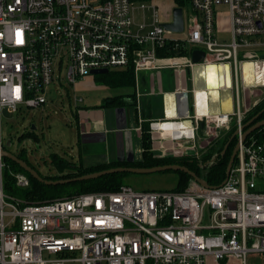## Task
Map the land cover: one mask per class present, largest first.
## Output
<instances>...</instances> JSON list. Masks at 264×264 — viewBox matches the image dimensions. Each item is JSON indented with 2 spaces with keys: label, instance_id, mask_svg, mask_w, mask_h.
Listing matches in <instances>:
<instances>
[{
  "label": "built area",
  "instance_id": "obj_1",
  "mask_svg": "<svg viewBox=\"0 0 264 264\" xmlns=\"http://www.w3.org/2000/svg\"><path fill=\"white\" fill-rule=\"evenodd\" d=\"M156 1L164 0H0V121L3 110H45L54 90L67 91L95 69H131L136 80L140 70L198 65L207 84L206 67L216 64L230 77L239 123L240 93L249 88L242 63L264 60V0H172L164 14ZM176 6L181 31L162 25L173 21ZM219 6L227 7L225 29ZM194 49L204 51L198 63ZM141 96L136 91V104ZM82 101L74 95L77 111ZM229 119V112H196L192 126L203 123L204 135H215L208 131ZM261 127L243 140L238 128L235 159L221 183L194 179L181 191L122 184L27 202L3 192L0 155V264H217L228 257L246 264L249 254H264ZM9 175L16 186H29L26 174Z\"/></svg>",
  "mask_w": 264,
  "mask_h": 264
},
{
  "label": "crops",
  "instance_id": "obj_2",
  "mask_svg": "<svg viewBox=\"0 0 264 264\" xmlns=\"http://www.w3.org/2000/svg\"><path fill=\"white\" fill-rule=\"evenodd\" d=\"M224 19L225 15L221 14L219 22L220 20L225 22ZM226 27L225 23H221V29H225ZM211 67L214 66H207L206 68L209 69ZM203 69V67L199 68L198 65H195L192 68L184 67L183 69L140 70L137 73V79L133 88H113L99 81L98 76L102 74L91 76L94 82L98 81L101 83L99 86L103 93L97 106L81 107L78 111H75V120L78 126L76 135L78 155L76 158L71 156V159L69 158L68 160L74 162L80 161L84 166L112 162L123 163L125 161H118L117 158L128 156H131L133 161L141 160L143 151L141 126L145 122L149 125L148 133L150 134L151 151L155 156H164L165 154H194L198 156L203 149L201 148L202 150L199 149L197 151L195 149L197 148L196 142L192 141L195 139V136H199L200 138L201 136L205 137V135L203 130L200 135H196L198 131L196 132V129L192 126L193 115L196 112L201 115L229 112L230 119L228 124L218 130V132L222 130V133L235 124L237 129L240 126H247L248 128L259 121L253 122L259 115L256 114L246 123L242 124V119L245 118L248 111L264 98L263 90H257L258 88H262L263 85H249L248 89L240 93L241 119L238 123L236 116L232 113L234 112L232 94L228 91L227 93H220V98L216 100L212 99L211 94L205 90L207 84L203 79ZM110 71H116V69ZM87 83L92 84L89 76L76 82L72 91H79L77 87H83ZM199 88H202L205 93L207 105L203 113L197 111L196 91V93L194 92L195 95H192L191 102H188V107L185 100L176 97L178 91L198 90ZM134 90L142 94L137 102L139 109L136 108V98L133 101L132 97H130L134 93ZM223 95L226 96V99H229L226 103L225 101L223 102ZM112 96L120 97L122 104L113 105L105 103L104 99ZM220 99L222 104L220 103ZM52 101L53 97H51L50 102ZM55 102L58 103L57 98ZM162 124H170L172 126L166 129L162 127ZM171 130H174V133L177 132L175 136H173ZM193 130L194 133L191 134ZM235 132L234 135H238V132ZM208 263L213 264L211 258L208 260Z\"/></svg>",
  "mask_w": 264,
  "mask_h": 264
},
{
  "label": "rangeland",
  "instance_id": "obj_3",
  "mask_svg": "<svg viewBox=\"0 0 264 264\" xmlns=\"http://www.w3.org/2000/svg\"><path fill=\"white\" fill-rule=\"evenodd\" d=\"M156 3L159 5L162 14H164L167 7L172 5V0L156 1ZM217 11L219 13L221 12L222 15H225L227 12V7L219 6L217 8ZM220 23L225 22H222L220 20ZM223 36L227 37V34L221 35V33H217V38L220 39ZM261 52L262 51H260V53ZM89 80H91L92 84L94 85L87 83L83 87H77V90H79L77 92L72 91L74 89L73 87H71L67 91L59 89L58 93H56L54 90L52 96L53 101L49 102L45 106V110L41 111V108H29L23 112L18 113H8L6 110H3L1 113L0 121V139L2 140L4 145L7 141H10V144L6 147L7 150L11 153L16 154L20 152V148L27 149V158L38 172L43 175L58 174V171L50 162L51 157L49 156L51 154H57L59 157L66 160H68L71 156L76 158L78 155V146L76 144L78 126L77 121L75 120L76 107L74 103V95L81 96L83 98V101L77 104L80 108L95 107L101 100V95L103 93L102 89H100L99 86V84L101 83H99L98 81L94 82L91 76H89ZM257 90H263L262 92L264 95V85L262 86V88H258ZM56 98L59 99L58 103L55 102ZM135 98L136 92H134V99ZM191 99L192 94L189 93V102H191ZM220 103L222 104L221 99ZM32 125L34 126L33 129L35 136H26L27 133L25 132H27L29 129L32 130ZM246 128L247 126H244L243 130H245ZM202 130H204V125H200L196 129V132L198 131L196 135H200L202 133ZM218 130L219 129L211 128L208 131L209 133L210 131L211 133H216L215 135H205V137L201 136L200 138L199 136H195V139H193L192 141L196 142L197 148L195 149H197L198 151L202 148L204 151L209 148L213 142L219 140L224 132L222 133V130L218 132ZM236 143H238V141H236ZM179 146L182 147L183 145ZM44 160L47 161L44 162ZM195 175L198 177L197 174ZM204 176L207 179L206 173L204 174ZM194 179L195 178L190 176L188 183ZM177 181V173L170 170L143 174L127 172L122 179L123 184L130 185L133 189L136 190L172 189L177 186ZM11 184L13 185V188L10 189L6 186V190H4L3 192L6 195L9 194L13 198L24 200L21 199V197L25 196L24 190H26L29 186L26 188L18 187L15 185L14 181ZM29 188L27 190H29ZM52 195L53 193L50 191L44 193V196ZM246 262V264H264V254H249ZM213 264L215 263L213 262ZM217 264H241V261L234 257H228L225 261H220Z\"/></svg>",
  "mask_w": 264,
  "mask_h": 264
},
{
  "label": "trees",
  "instance_id": "obj_4",
  "mask_svg": "<svg viewBox=\"0 0 264 264\" xmlns=\"http://www.w3.org/2000/svg\"><path fill=\"white\" fill-rule=\"evenodd\" d=\"M180 6H184L187 3V0H174ZM173 54V52H170ZM159 54H166L165 52L159 51ZM99 81L102 84L108 85L113 88L118 87H134V77L133 71L131 69H125L122 71H108L100 76H98ZM68 89V88H67ZM135 92V91H134ZM132 99H134V93L132 94ZM105 103L109 104H122V99L117 96H112L104 99ZM264 98L257 102L245 115V118L242 119V124L246 123L250 120L254 115L259 114L257 118L253 121H257L264 118ZM261 112V113H259ZM76 116V115H75ZM252 122V123H253ZM148 123L145 122L141 126V143H142V158L138 161L132 162H112L107 164H99V165H91L84 166L80 161H70L59 157L57 154H51L49 157L50 162L54 165L55 169L58 171V174L55 175H43L36 170V168L32 165V163L27 158V149L20 148V152L15 155L20 159L24 160L28 163L32 168H34L41 177L45 179L56 180L60 178H68L74 177L78 175H82L89 172L99 171L107 168H112L117 165L123 166H133V167H153L164 164H179L185 166L190 171L197 174L199 177L203 178L208 184H219L221 183L226 176V167L232 153V150L237 141V135H234V132L237 129L236 124L232 125L228 130L224 132L222 137L219 140L213 142L209 148L206 150H202L201 154H186V155H169L165 154L164 156H155L151 151V142H150V134L148 133ZM263 127V126H262ZM261 127V128H262ZM26 136H35L34 129H29ZM227 144V146H226ZM226 146L224 153L222 154V150ZM3 147L7 150V148ZM4 163L6 165L3 171V191L6 190V186L10 189L13 188L14 179L9 175V170L13 172H22L26 174L29 178V190L25 191V196L21 197V199L26 200L27 202H40L48 199L58 198L65 195H75L84 192H96V191H113L117 190L120 185L123 184L122 179L126 175L127 172H115L104 174L100 177L70 182L65 184L58 185H47L36 178L32 177L29 173L23 170L17 163L14 161L4 158ZM47 160H44L46 162ZM177 173L178 181L177 186L172 188L171 190L181 191L183 190L189 181L190 175L181 170H170ZM204 172V173H203ZM207 174V179L204 174ZM15 183V181H14ZM52 192V196H44L46 192ZM8 192V191H7ZM9 193V192H8ZM9 195V194H8ZM10 196V195H9ZM18 199V198H17Z\"/></svg>",
  "mask_w": 264,
  "mask_h": 264
},
{
  "label": "water",
  "instance_id": "obj_5",
  "mask_svg": "<svg viewBox=\"0 0 264 264\" xmlns=\"http://www.w3.org/2000/svg\"><path fill=\"white\" fill-rule=\"evenodd\" d=\"M173 21L170 23H163L162 25L171 31H181L183 29V17H182V8L180 6H176L173 8ZM204 56V51L201 49H194L191 53L192 61L194 63H198L202 60ZM215 66V65H214ZM253 70V72L256 73L257 68H263L264 69V60H256V61H244L242 63V70L243 73L250 68ZM109 70L108 69H95L92 71L94 74H104L107 73ZM264 74V71H263ZM264 84V83H263ZM204 93V91H203ZM176 97L178 99H183L186 101L187 107H188V97L189 93L187 90L183 91H178L176 93ZM122 109V108H121ZM117 111V110H115ZM264 125V118L257 121L253 125L249 126L245 130H243L244 126H240V130L242 131L241 133V139L243 140L246 138L248 134H250L252 131L260 128L261 126ZM32 130L34 126H31ZM238 132V129L235 133ZM10 144V141H7L5 143V147H7ZM227 146V144H226ZM222 150V154L224 153V150ZM238 149V143L235 144L232 153L230 155L227 167H226V176L229 174V171L231 169V166L234 162L235 155ZM0 155L4 158H8L15 163H17L23 170H25L27 173H29L32 177L36 178L37 180L45 183V184H52V185H58V184H65V183H70V182H76V181H83V180H90L94 179L97 177H100L104 174H109V173H115V172H133V173H138V174H143V173H154V172H161V171H166V170H181L186 173H188L191 177L195 178L197 181H199L201 184L206 185L207 182L201 178L197 177L193 172H191L188 168L185 166L179 165V164H164V165H159V166H153V167H133V166H117V167H112V168H107L99 171H94V172H89L85 173L82 175L74 176V177H68V178H60L56 180H51V179H45L39 175V173L32 168L30 165H28L27 162L24 160L20 159L18 156H16L14 153L9 152L6 150L4 147H0ZM118 161H126V162H132L133 158L131 156L128 157H123V158H117Z\"/></svg>",
  "mask_w": 264,
  "mask_h": 264
},
{
  "label": "bare ground",
  "instance_id": "obj_6",
  "mask_svg": "<svg viewBox=\"0 0 264 264\" xmlns=\"http://www.w3.org/2000/svg\"><path fill=\"white\" fill-rule=\"evenodd\" d=\"M264 69L257 68L256 73L253 72V70L248 68L244 73H243V80L247 85H264V74H263ZM207 77V85L209 89L211 90V98L212 99H217L220 98V93H227V89L230 86V77L226 71V67L218 66L215 64L214 67L209 68L208 70H205ZM219 88H222V90H218ZM197 92V105L198 109L197 111L199 112H204L206 109V99H205V93H203V90H196ZM229 101V99H226V96L223 95V102ZM172 125L170 124H162L163 128H168L171 127ZM180 132V130H179Z\"/></svg>",
  "mask_w": 264,
  "mask_h": 264
},
{
  "label": "flooded vegetation",
  "instance_id": "obj_7",
  "mask_svg": "<svg viewBox=\"0 0 264 264\" xmlns=\"http://www.w3.org/2000/svg\"><path fill=\"white\" fill-rule=\"evenodd\" d=\"M253 132V131H252ZM238 141V140H237Z\"/></svg>",
  "mask_w": 264,
  "mask_h": 264
}]
</instances>
